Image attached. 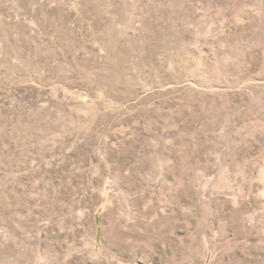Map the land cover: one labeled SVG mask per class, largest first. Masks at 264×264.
Here are the masks:
<instances>
[{"label": "rangeland", "instance_id": "obj_1", "mask_svg": "<svg viewBox=\"0 0 264 264\" xmlns=\"http://www.w3.org/2000/svg\"><path fill=\"white\" fill-rule=\"evenodd\" d=\"M0 264H264V0H0Z\"/></svg>", "mask_w": 264, "mask_h": 264}]
</instances>
